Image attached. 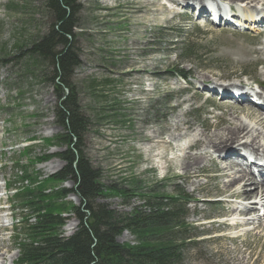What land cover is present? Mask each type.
<instances>
[{"label": "rangeland", "instance_id": "rangeland-1", "mask_svg": "<svg viewBox=\"0 0 264 264\" xmlns=\"http://www.w3.org/2000/svg\"><path fill=\"white\" fill-rule=\"evenodd\" d=\"M42 2L0 0V215L4 216L0 223V264H15L14 241L21 231L22 217L29 215L17 210L19 205L10 204L18 188L14 185L30 186L32 181H43L64 166L56 157L64 148L52 141L62 130L54 116L56 93L45 80L49 68L45 63L38 66L29 52L31 43L49 29L50 19ZM77 3L80 11L74 36L80 65L72 83L83 112L91 120L84 138V155L100 171L102 186L127 191L126 196L111 195L99 201L119 214H130L142 208V196L186 195L190 201L183 224L187 228L185 239L190 242L183 248L181 264H232L227 260V249L232 247L245 257L250 254L253 261L264 255V231L255 235L246 231L252 226L230 229L229 205L221 201L223 197L218 193L222 188L220 164L207 163L205 172L194 178L184 176L172 159L178 153L176 146L193 141L202 126L208 128L220 118L231 119V111L238 117L253 114V109L221 102L216 97L206 102L207 95L198 89L202 86L199 79L231 89L245 85L262 91L258 86L264 87V32L207 25L205 15L196 16L192 8H198V2ZM247 3L217 1L231 11L233 6L244 10ZM248 5L253 7L254 3ZM255 10L247 14L254 15ZM244 24L251 26V22ZM187 45L191 56H185ZM177 71H183L186 78H180ZM181 114L193 124L194 131L172 141L170 147L161 146L160 141H170L167 131ZM156 131L161 132L153 142L144 140V136L151 137ZM24 146L28 148L24 150ZM232 146L225 145L219 153ZM157 153H162L163 158L156 157ZM42 158L47 159L39 161ZM196 184L201 186L198 190H194ZM45 187L70 189L72 184L48 183ZM218 200V204L213 203ZM63 201L69 207L79 205L72 195ZM234 201L247 204L231 200ZM256 209L259 216L264 212L260 206ZM66 217L69 220L62 229L63 236L77 225L72 214ZM117 240L120 244L136 243L129 232H123Z\"/></svg>", "mask_w": 264, "mask_h": 264}, {"label": "trees", "instance_id": "trees-1", "mask_svg": "<svg viewBox=\"0 0 264 264\" xmlns=\"http://www.w3.org/2000/svg\"><path fill=\"white\" fill-rule=\"evenodd\" d=\"M42 9L50 19L49 29L31 43L29 52L38 66L45 63L49 68L45 80L56 93L54 116L62 130L52 141L64 148L56 155L64 166L30 186L14 185L18 188L10 204L29 213L22 217V228L14 241L15 264H181L183 248L190 242L185 239L187 228L183 224L190 201L186 195L142 196V208L130 214H119L99 201L111 195L126 196L127 191L102 186L100 171L84 155L91 120L83 112L72 83L80 65L74 36L80 6L77 0H43ZM184 50L185 56H191L189 45ZM177 75L186 78L183 71ZM67 182L72 184L70 189L45 187ZM68 195L75 196L79 205L69 207L63 201ZM69 214L77 225L70 236L63 237L62 228L69 220L65 215ZM123 232L134 236L136 243L120 244L117 239Z\"/></svg>", "mask_w": 264, "mask_h": 264}, {"label": "bare ground", "instance_id": "bare-ground-1", "mask_svg": "<svg viewBox=\"0 0 264 264\" xmlns=\"http://www.w3.org/2000/svg\"><path fill=\"white\" fill-rule=\"evenodd\" d=\"M167 1L175 2V0ZM191 1L199 3L197 6L200 14L205 15V17L207 15L209 16V10H211V12L214 10L217 14H211L210 17H218L222 22L227 21L225 18L227 17V12L220 9L217 4V1L222 0H209V2L214 5L213 7H210L211 4L207 5L209 6L207 7L206 3H203L202 0H184L185 3H192ZM241 1H249V3H254V5L253 7H249V3H247L244 10H230L234 16H237V18L246 22L247 20L253 22L257 19L260 20L258 22L264 21V5L261 4L264 0L258 2L256 0ZM258 5H262L261 9L255 10ZM188 7L189 6L186 4L185 9L189 10ZM207 8H209V10H207ZM250 9L256 11V18H253L252 15L247 17V13ZM258 53L260 54L261 51ZM144 71V69L141 70V72ZM132 72L138 73L139 71L134 70ZM199 83L202 86L210 85L209 87L211 88L204 87L205 91H201V93L203 94L206 92L209 94L208 92H211L212 98L217 95V92L219 91L222 94L221 99L225 100L228 98L227 95L231 93L230 91H232L231 88L218 85L217 83L208 84L204 78H200ZM239 87L241 88L234 87L235 89L233 90L239 94H245V88L243 86ZM209 97L211 98V96ZM258 99L260 103L264 105V100L261 101V96L258 95ZM241 105L253 109L245 103ZM231 116V119L220 118L214 121V123L208 128L202 126L201 128L203 130L194 135L195 138L193 141L188 144L186 143L181 147L176 146L178 153L174 155L172 159L176 162L177 166H179L180 170H182L184 176H192L194 178L200 177L201 173L205 172L207 163L218 162V164H220L218 172L222 179V188L218 190V193L223 197V200L221 201L229 205L230 229L252 226L253 228L246 230L247 233L259 235L264 231V212L259 216L256 209L257 206L264 209V111L254 110L253 114H242L239 117L234 115L231 111ZM192 131H194L193 124L185 121L184 115L181 114V118H176L175 121H172L170 130L167 131L170 141H160L159 144L163 147H170L172 141L177 142L178 140L187 137L188 133ZM160 132L161 131L153 132L151 137L144 136V140L151 143L158 138ZM227 144H232V149L227 152L219 153V149L224 148ZM191 151L196 152L191 153ZM258 151L259 153L255 154ZM211 156H216V160H213ZM156 157L162 159L163 154L157 153ZM251 158H253L254 162L262 165L257 167L256 175L249 169L251 168V164L247 167H243V165L240 164V162L248 161V159ZM194 186V190H198L201 187L200 184ZM1 189L2 188H0V190ZM237 199L241 200V202L246 201L247 204L236 201L231 202V200ZM195 201L198 200L196 199ZM3 219L4 216L0 215V223H2ZM68 227L72 228L71 225ZM227 257V260L232 264H264V255H260L259 258L253 261L250 254L245 257L244 253L240 252L236 247L227 249Z\"/></svg>", "mask_w": 264, "mask_h": 264}, {"label": "water", "instance_id": "water-1", "mask_svg": "<svg viewBox=\"0 0 264 264\" xmlns=\"http://www.w3.org/2000/svg\"><path fill=\"white\" fill-rule=\"evenodd\" d=\"M118 241V240H117Z\"/></svg>", "mask_w": 264, "mask_h": 264}]
</instances>
